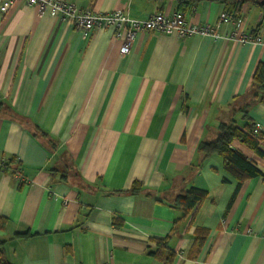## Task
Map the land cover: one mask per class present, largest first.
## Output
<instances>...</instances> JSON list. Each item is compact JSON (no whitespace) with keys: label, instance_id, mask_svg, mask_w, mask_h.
<instances>
[{"label":"crops","instance_id":"obj_1","mask_svg":"<svg viewBox=\"0 0 264 264\" xmlns=\"http://www.w3.org/2000/svg\"><path fill=\"white\" fill-rule=\"evenodd\" d=\"M62 1L137 20L178 12L174 0ZM231 11L202 1L183 14L212 25ZM238 16L246 33L264 37V8L245 3ZM229 31L225 24L220 33ZM122 46L111 29L83 33L24 1L0 13L6 260L264 264V156L230 145L262 173L236 189L222 158L199 151L221 124L258 123L264 135V86L252 90L264 46L156 31L140 33L127 54ZM191 187L206 197L184 216L171 202Z\"/></svg>","mask_w":264,"mask_h":264},{"label":"built area","instance_id":"obj_2","mask_svg":"<svg viewBox=\"0 0 264 264\" xmlns=\"http://www.w3.org/2000/svg\"><path fill=\"white\" fill-rule=\"evenodd\" d=\"M17 1H24L36 9L39 17L48 16L55 20L71 22L76 30L89 33L94 29H111L115 38L123 39L122 54H127L137 36L143 32L156 31L165 35H175L179 39H185L194 35L210 37L241 44L264 46V37L248 34L244 29V20L234 17L233 14L221 13L214 24L192 25L187 23L181 12H175L169 16L162 13H154L146 20L130 18L121 11L96 13L83 10L77 5L62 0H0V13H5ZM229 25L228 34L222 35L220 30L223 25ZM261 133V126L254 124L253 135ZM1 165V162H0Z\"/></svg>","mask_w":264,"mask_h":264},{"label":"trees","instance_id":"obj_3","mask_svg":"<svg viewBox=\"0 0 264 264\" xmlns=\"http://www.w3.org/2000/svg\"><path fill=\"white\" fill-rule=\"evenodd\" d=\"M164 1V0H155ZM178 5V12L183 13L189 7L202 1L220 2L231 8L229 14L238 17L240 7L245 3H254L264 8L261 4L262 0H174ZM254 35V33H252ZM264 72V71H262ZM259 71L254 76V86L261 90L264 86V73ZM254 124L245 125L243 128L237 127L233 122L229 124H221L218 129V135L215 140L211 142H203L199 145V151L205 156L218 155L223 160L224 170L232 175L237 180L236 189L247 179L257 178L262 176V173L256 168L254 164L245 159L237 151L230 148V145L238 141L243 145L255 151L258 155L264 156L259 150V145L264 140V135L261 133L258 136L253 135ZM11 164V162H10ZM1 165H3L1 163ZM5 167V166H4ZM140 191V185L135 183L130 192L137 194ZM206 197V193L196 188H188L177 194L171 205L182 211L183 215H188L194 210L200 202ZM204 239L203 231L196 232V244H201ZM4 243L0 241V264H9L4 256Z\"/></svg>","mask_w":264,"mask_h":264},{"label":"water","instance_id":"obj_4","mask_svg":"<svg viewBox=\"0 0 264 264\" xmlns=\"http://www.w3.org/2000/svg\"><path fill=\"white\" fill-rule=\"evenodd\" d=\"M261 4L264 5V0H262Z\"/></svg>","mask_w":264,"mask_h":264},{"label":"rangeland","instance_id":"obj_5","mask_svg":"<svg viewBox=\"0 0 264 264\" xmlns=\"http://www.w3.org/2000/svg\"><path fill=\"white\" fill-rule=\"evenodd\" d=\"M255 89H256V87L254 86V88L252 90H255Z\"/></svg>","mask_w":264,"mask_h":264}]
</instances>
